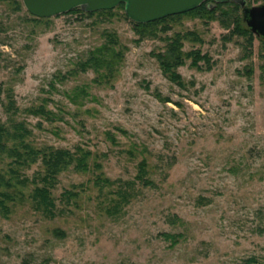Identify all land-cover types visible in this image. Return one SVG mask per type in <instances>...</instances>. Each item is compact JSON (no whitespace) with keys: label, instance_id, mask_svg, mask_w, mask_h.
Instances as JSON below:
<instances>
[{"label":"rangeland","instance_id":"obj_1","mask_svg":"<svg viewBox=\"0 0 264 264\" xmlns=\"http://www.w3.org/2000/svg\"><path fill=\"white\" fill-rule=\"evenodd\" d=\"M209 5L211 13L142 29L120 7L111 15L64 13L35 21L22 0L0 1V121L22 122L34 148L91 152L89 171L69 167L50 188L60 210L65 189L86 187L51 218L31 205L30 182H0V192L9 193L0 197L8 208H0V264L264 260V41L231 33L241 14L234 4ZM106 31L118 61L100 80L107 71H81L77 64L109 43ZM174 37L183 53L208 58L197 68L184 56L176 68L181 83L157 59ZM143 157L155 186L136 182V196L118 215L99 211L95 175L133 180ZM9 161L0 157L4 178ZM41 167L37 157L20 177L31 179ZM161 232L181 237L172 246Z\"/></svg>","mask_w":264,"mask_h":264},{"label":"trees","instance_id":"obj_2","mask_svg":"<svg viewBox=\"0 0 264 264\" xmlns=\"http://www.w3.org/2000/svg\"><path fill=\"white\" fill-rule=\"evenodd\" d=\"M210 1H213L218 6L232 3L236 8L241 10L240 4L234 1L218 2L216 0H205L196 8L183 13L169 15L145 23H135L132 20L131 22L135 27L145 29L155 27L158 24L164 23L183 14L199 13L201 14L200 16H202L214 11L213 7L209 5ZM119 7L124 8V4L120 3L114 8ZM114 8L85 12L81 8L75 7L65 12V14H75L77 18L82 17V15H111ZM124 14L125 18L128 19L126 13ZM32 18L35 21L50 19V17L36 16H33ZM241 20L245 23L242 17V12L239 18L235 17L236 25L231 33H238L240 35H243L248 42H251V40L254 39V36L247 25L246 27H243L240 24ZM104 35L106 36V38H108L107 41L109 43H105L104 45H101L97 48L95 47L91 51L89 50L86 58L84 57V59H81L77 64V67H79L81 71H85L88 68L93 69V71L97 74L101 70L107 71V74L101 73L100 76L98 75L97 79L100 80L105 79V75H107L106 78L110 77V75L112 74V67L114 66L116 61H118L116 53L114 52L113 48L110 47V42L112 44L115 43L114 36L107 31L104 33ZM260 40L264 41L262 38H260ZM262 43L264 45V42ZM166 46V53L157 54V59L164 74L173 82L181 83V76L176 72V68L179 65L184 64V56L191 57V65L197 68L200 67L197 65L199 60L205 59L208 62V58L206 56H202L198 51L183 53L181 51V42L179 38L174 37L168 44H166ZM8 104L12 105V103ZM38 111L41 112L42 108H39L38 110L31 108L28 109V112H30L31 114H38ZM29 133L30 131L24 126L22 122H14L9 127L6 126L5 123L0 121V157L6 156L10 158V166L8 169L10 176L8 178H4L2 175H0V182H2V184H4V186L6 187L13 186L11 183V180L13 179H15L14 183H19L23 186L30 182L33 185L28 194L31 205L34 207V209L41 212L45 217L51 218L56 216L58 212L63 209V207L65 208V205H69L68 203L71 204L77 198H79L80 194L86 190V187L84 186V184H74L70 186V188L65 189L61 193V198L64 206L60 210L57 209V205L54 203L50 188L55 183L58 175L62 171L67 170L69 167H73L74 170L81 172L89 171V160L91 152L83 150L80 147H77L74 151L65 148H53L51 146L34 148L29 142L26 141ZM128 151H130L129 153H132L131 150ZM37 157L41 159L42 167L39 170L40 172L35 174L31 179L27 177H20V170L27 167L29 163L36 161ZM92 166L97 170L101 168L100 163L94 162L92 163ZM136 167V174L133 180L124 181L120 178L110 179L104 176V174L101 172L95 175V177L92 179V186L94 190H96L95 199L99 211H103V213L107 216L118 215L122 211L123 207L136 196V182L143 187L155 186L154 180L150 177L148 162L145 157H143L137 163ZM4 196L9 197V193L1 191L0 197L3 198ZM0 208L4 213H6L8 210L2 199L0 200ZM60 234L61 236L65 235V233L62 231H60ZM160 235L163 236L164 239H170L172 246L176 242H178L179 237H181L180 233L161 232ZM230 264H264V260H259L254 256H248L238 262H233Z\"/></svg>","mask_w":264,"mask_h":264},{"label":"water","instance_id":"obj_3","mask_svg":"<svg viewBox=\"0 0 264 264\" xmlns=\"http://www.w3.org/2000/svg\"><path fill=\"white\" fill-rule=\"evenodd\" d=\"M203 1L205 0H22L25 9L36 17H52L75 7L85 12L107 10L123 3L127 17L135 23L183 13L196 8ZM216 1H234L240 4L247 27L252 34L264 40V4L247 6L245 0Z\"/></svg>","mask_w":264,"mask_h":264}]
</instances>
